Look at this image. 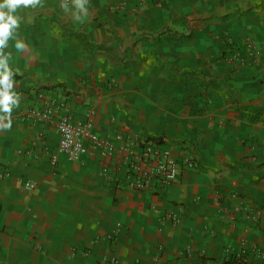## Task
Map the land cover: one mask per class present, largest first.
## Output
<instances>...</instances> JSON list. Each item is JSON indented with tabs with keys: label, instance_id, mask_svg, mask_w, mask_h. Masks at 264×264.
Returning a JSON list of instances; mask_svg holds the SVG:
<instances>
[{
	"label": "crops",
	"instance_id": "obj_1",
	"mask_svg": "<svg viewBox=\"0 0 264 264\" xmlns=\"http://www.w3.org/2000/svg\"><path fill=\"white\" fill-rule=\"evenodd\" d=\"M86 7L77 21L73 0L20 5L19 27L0 50L19 97L10 114L0 111V264H228L225 252L242 244L264 251V0ZM246 42L254 61L229 67L225 58L246 56ZM84 75L95 88L80 83ZM38 90L47 99L66 92L74 115L95 105L97 130L128 128L174 158L194 153L196 167L178 170L156 197L117 191L96 165L60 156L53 166V123L25 117L43 107ZM232 194L260 209L259 223L230 213ZM177 207L179 223L162 226Z\"/></svg>",
	"mask_w": 264,
	"mask_h": 264
},
{
	"label": "built area",
	"instance_id": "obj_2",
	"mask_svg": "<svg viewBox=\"0 0 264 264\" xmlns=\"http://www.w3.org/2000/svg\"><path fill=\"white\" fill-rule=\"evenodd\" d=\"M68 3V0H65ZM222 40L221 38H219ZM230 46L231 41L225 39ZM246 56L233 54L225 58L229 67L246 66L254 61L256 53L252 45L245 43ZM80 83L95 88L89 76H82ZM106 86V85H105ZM112 85L106 86L110 92ZM36 97L43 100L41 109L32 110L25 117L34 118L41 124L53 123L58 134L55 151L49 154L50 163L54 166L60 156L68 162L78 163L83 167L96 165L98 175L104 178L108 185L117 191H130L138 194H149L156 197L164 196L176 183L178 170H193L196 167L195 154L188 152L177 158L162 147L158 139L135 134L128 128H115L111 131L97 130L94 124L96 106H85L82 114L74 115L70 111L71 96L63 90L54 99H47L43 90H38ZM235 205L230 213L242 215L251 226L259 223L260 209L245 198L232 194ZM181 207L176 211L165 213L159 220L162 226H175L179 223ZM228 213L229 211L226 210ZM225 212V211H224ZM226 212V213H227ZM121 224H116L107 236V243L112 245L121 230ZM225 262L228 264H264V251L257 246L238 251L227 250ZM158 260H155V264ZM100 264H118L116 259L103 260Z\"/></svg>",
	"mask_w": 264,
	"mask_h": 264
},
{
	"label": "clouds",
	"instance_id": "obj_3",
	"mask_svg": "<svg viewBox=\"0 0 264 264\" xmlns=\"http://www.w3.org/2000/svg\"><path fill=\"white\" fill-rule=\"evenodd\" d=\"M39 0H0V50L7 46L9 38L14 34V31L19 27V19L13 15L20 5L25 7L35 6ZM87 0H73V5L79 10L78 13H73L74 19L81 20L82 15H87ZM62 7H67L65 4ZM25 45L17 41L16 48L23 49ZM13 73L8 67V57L0 54V111L10 114L13 106H18L19 97H17L11 89L13 83L11 77ZM8 128L11 127L9 121Z\"/></svg>",
	"mask_w": 264,
	"mask_h": 264
}]
</instances>
